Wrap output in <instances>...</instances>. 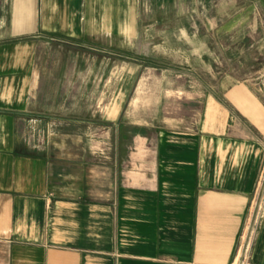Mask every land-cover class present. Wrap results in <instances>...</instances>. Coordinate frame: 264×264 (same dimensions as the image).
Here are the masks:
<instances>
[{"label": "crops", "instance_id": "0c3cea01", "mask_svg": "<svg viewBox=\"0 0 264 264\" xmlns=\"http://www.w3.org/2000/svg\"><path fill=\"white\" fill-rule=\"evenodd\" d=\"M232 3L261 23L233 24L247 37L222 49L264 45L250 36L264 31V0ZM141 10L142 0H0V264H264L257 67L225 70L220 85L211 66L191 65L147 69L136 87L126 76L123 91L115 73L102 88L79 83L95 77L74 69L85 50L136 55Z\"/></svg>", "mask_w": 264, "mask_h": 264}, {"label": "rangeland", "instance_id": "374dc122", "mask_svg": "<svg viewBox=\"0 0 264 264\" xmlns=\"http://www.w3.org/2000/svg\"><path fill=\"white\" fill-rule=\"evenodd\" d=\"M228 2L230 4L226 10H221L220 0H196L195 8L193 7L192 10L191 7L189 10L188 0H182L181 10H172L171 6L163 9L155 1L142 0L140 17L142 31L138 41L139 47L134 51L136 55H126L125 50L119 48L117 52L110 55L103 51L90 53L85 50L86 59L84 62L76 63L74 69L92 71L95 77L90 79L86 76L85 79H79V83L84 87L102 88L108 80V75L115 73L118 91H123L127 85L126 76H129V82L133 78V86L136 87L139 81L136 78L139 79L142 71L147 69L149 72L177 71L179 68L186 70L191 65L201 71L205 66H211L214 76L213 84L220 85L226 82V79L221 78V72L228 70L230 74L243 76L246 69L254 66L258 69V84L264 88V45L252 50L241 46H229L228 51L220 46L223 40L231 45L242 38L243 34L247 37L246 31L232 30L233 24L252 26L255 23L259 26L261 23L259 19L253 20L251 10H235L236 5L232 3L234 0ZM222 23L229 24L227 32L220 31ZM250 36L253 39L263 38L264 31H253ZM141 44L148 46L151 52L153 61L148 65L140 60L142 55L147 54L145 51L147 47L141 49ZM87 54L92 57L89 59ZM158 56L165 58L164 61H157ZM94 97L96 96L91 94L85 96V99L92 103ZM117 97L120 95L118 94Z\"/></svg>", "mask_w": 264, "mask_h": 264}]
</instances>
